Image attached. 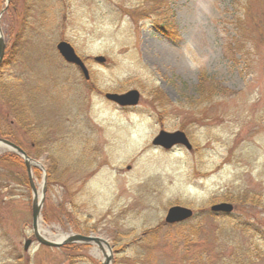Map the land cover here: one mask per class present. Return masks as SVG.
Segmentation results:
<instances>
[{
  "label": "rangeland",
  "instance_id": "rangeland-1",
  "mask_svg": "<svg viewBox=\"0 0 264 264\" xmlns=\"http://www.w3.org/2000/svg\"><path fill=\"white\" fill-rule=\"evenodd\" d=\"M142 2L0 0V138L38 163L31 170L45 187L44 236H97L111 247V264H187L191 251L210 247L218 254L210 249L212 261L199 264L226 263L235 244L214 241L219 232L205 214L212 204L229 202L234 216L264 230V47L249 65L231 55V0H168L170 41L154 20L128 15ZM254 7L264 17V0ZM61 40L84 60L89 80L63 61ZM202 73L235 94L203 100L195 90ZM131 88L141 97L129 110L103 97ZM160 129L184 131L192 150L152 145ZM251 196L260 204L248 205ZM31 201L22 157L1 149L0 264H101L95 244L36 242ZM172 205L192 209L196 222L161 225L136 242ZM194 223L197 240L184 253Z\"/></svg>",
  "mask_w": 264,
  "mask_h": 264
},
{
  "label": "trees",
  "instance_id": "trees-1",
  "mask_svg": "<svg viewBox=\"0 0 264 264\" xmlns=\"http://www.w3.org/2000/svg\"><path fill=\"white\" fill-rule=\"evenodd\" d=\"M167 1L168 0H143V2L140 3L141 5L139 4L140 6L138 5L135 9L131 10L128 15L132 19L138 16L141 19L154 20L156 27L163 34L174 39L175 33L172 30L173 24L169 20H163L167 13ZM257 1L260 2L263 0H231L232 9L231 18L229 19L230 34L227 36L225 44L231 55L239 54L241 58L245 60L246 65H249L251 62L248 55L257 52L261 46L264 47V17L258 16L255 12L254 4ZM4 62L6 61L3 59L0 63V71ZM195 90L200 97H206L203 100L209 99L210 101L217 95L227 98L235 94L226 87L221 86L205 73L199 76ZM17 115L19 114L17 113ZM25 120L29 119L27 118ZM246 203L250 206L260 204L255 196L249 197ZM205 214L210 218V221H212L211 224L214 226L215 231L219 232L216 234L217 237H214V241H219V237L224 236L235 244L230 258H228L226 263L222 262V264H255L256 261L264 259L263 229L254 226L241 215L234 216V214H232L227 216L212 212H207ZM196 218L197 215L194 216L191 221L197 220ZM181 224L183 223L172 226H181ZM161 225H163V222L159 226L145 230L143 236L155 235L160 230ZM190 229L191 232H189V235L184 236V253H187L189 250L187 244L192 240H197L196 236L199 233V228L195 223ZM239 234L245 236L246 240L244 241L239 238ZM143 236L136 242L144 240ZM210 249L214 254H218L213 247H210ZM210 249H208L209 251H206L204 248L194 249L190 252V258L187 264H199L206 260L212 261L213 257L211 256L212 253ZM221 257L223 258L224 256L221 255ZM205 264H208V262Z\"/></svg>",
  "mask_w": 264,
  "mask_h": 264
},
{
  "label": "water",
  "instance_id": "water-1",
  "mask_svg": "<svg viewBox=\"0 0 264 264\" xmlns=\"http://www.w3.org/2000/svg\"><path fill=\"white\" fill-rule=\"evenodd\" d=\"M56 49L60 56L66 61L67 63L74 64L79 67L80 71L82 72L85 79L89 78L88 71L85 67L83 60L76 54L75 50L71 46V44L67 41L61 40L56 44ZM5 51V42L3 37L0 33V63L3 58ZM95 61L103 63L105 58L101 55L94 57ZM104 97L116 103L119 106H136L140 100V93L136 89H130L123 93H110L107 92L104 94ZM151 143L155 146H160L163 149H171L175 146H182L187 150L192 149V145L189 142L186 134L181 130H174V131H165L160 130L152 139ZM0 144L4 147L18 153L22 156L23 162L26 168L29 186L32 191V202H31V217H32V234L34 238L42 245L51 246V247H59L61 245L69 244V243H76V242H83V243H96L101 248V243H104L107 248L110 250L109 245L101 238L93 235H82L77 233H72L66 235L61 240H51L39 232V220H40V211L43 203V196L45 187L41 186L40 194L38 193L37 188L35 187L34 181L32 179L31 173V164L35 162L31 159L19 146L14 144L13 142L0 138ZM233 209L232 204L227 202H220L210 206V211L212 212H223V213H230ZM193 215V211L185 206L180 205H173L170 206L164 216V222L168 224L182 222L184 220L189 219ZM31 243L30 239H26L24 241L23 249L24 251L27 250ZM103 254L104 259L102 260L101 264H111L112 260V252Z\"/></svg>",
  "mask_w": 264,
  "mask_h": 264
},
{
  "label": "bare ground",
  "instance_id": "bare-ground-1",
  "mask_svg": "<svg viewBox=\"0 0 264 264\" xmlns=\"http://www.w3.org/2000/svg\"><path fill=\"white\" fill-rule=\"evenodd\" d=\"M1 149H4V146L2 145V144H0V150ZM42 229L39 227V232H41L42 233ZM66 235H64V234H62V233H58V234H56V235H54V236H51V237H49L50 239H53V240H61V239H63L64 237H65ZM103 249L101 250L98 246L96 247H93V249H92V253L95 255V256H97V257H99L100 256V253H102V254H108V250H107V248H106V246L103 244Z\"/></svg>",
  "mask_w": 264,
  "mask_h": 264
},
{
  "label": "flooded vegetation",
  "instance_id": "flooded-vegetation-1",
  "mask_svg": "<svg viewBox=\"0 0 264 264\" xmlns=\"http://www.w3.org/2000/svg\"><path fill=\"white\" fill-rule=\"evenodd\" d=\"M167 39H169V38H167ZM169 41H170V39H169ZM120 109H122V110H129L130 108L125 107V108H120ZM32 145H34V143Z\"/></svg>",
  "mask_w": 264,
  "mask_h": 264
}]
</instances>
